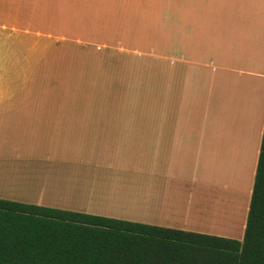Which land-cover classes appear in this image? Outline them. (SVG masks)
I'll use <instances>...</instances> for the list:
<instances>
[{
    "label": "crops",
    "instance_id": "crops-1",
    "mask_svg": "<svg viewBox=\"0 0 264 264\" xmlns=\"http://www.w3.org/2000/svg\"><path fill=\"white\" fill-rule=\"evenodd\" d=\"M141 1L0 0V199L242 241L264 129V0L155 10L153 121L55 103L80 88L43 87L81 82L83 50L142 45ZM70 124L69 142L89 152L14 136Z\"/></svg>",
    "mask_w": 264,
    "mask_h": 264
},
{
    "label": "trees",
    "instance_id": "trees-1",
    "mask_svg": "<svg viewBox=\"0 0 264 264\" xmlns=\"http://www.w3.org/2000/svg\"><path fill=\"white\" fill-rule=\"evenodd\" d=\"M0 264H264V129L242 241L0 199Z\"/></svg>",
    "mask_w": 264,
    "mask_h": 264
},
{
    "label": "rangeland",
    "instance_id": "rangeland-1",
    "mask_svg": "<svg viewBox=\"0 0 264 264\" xmlns=\"http://www.w3.org/2000/svg\"><path fill=\"white\" fill-rule=\"evenodd\" d=\"M141 4L145 6L146 10L145 19H142L141 24L144 27L143 31H146L147 34L144 43L140 44L137 48L129 50L128 53L124 52V54L123 51L115 49L107 57L101 56L99 50H83L81 82H52L50 86L44 84L43 87L45 88L60 90L80 88L79 96L51 98L55 99V103L80 105L83 108L96 106L100 109L104 108V110L108 107L124 108V110L130 111L114 115L122 116L120 119H129L130 121L148 122L154 120L153 112H148L154 103V59L150 58V55H147V53H151L149 49L153 46L154 24L157 19L154 16V12L155 10H164L168 5V0H145V2L141 1ZM134 27L133 23L132 28ZM132 110L136 111L133 112ZM81 115L85 116L83 120L87 122L90 120L88 118L90 114L83 113ZM83 120L78 123V128L88 126V123ZM73 127V124H70L69 127L61 129H18L14 130V136L17 138V145L19 147L40 148V150H48L49 147H52L56 154L58 152L56 151L57 148L61 145L67 148V153H71L74 147L77 148V154L82 152L79 150H84L85 148L89 152V146H85L80 142L73 146V142H69L70 139H67V134L74 131ZM2 135H4V131ZM107 147V145H98V154H105ZM117 147L121 148V146ZM114 150L119 152L116 146ZM128 159L131 163H137V153L133 152L128 155Z\"/></svg>",
    "mask_w": 264,
    "mask_h": 264
}]
</instances>
